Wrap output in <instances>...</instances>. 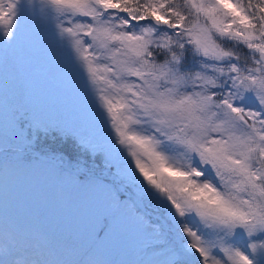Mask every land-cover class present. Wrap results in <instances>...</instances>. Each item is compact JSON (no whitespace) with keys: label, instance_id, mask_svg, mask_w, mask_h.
I'll return each instance as SVG.
<instances>
[{"label":"snow or ice","instance_id":"6c2138e0","mask_svg":"<svg viewBox=\"0 0 264 264\" xmlns=\"http://www.w3.org/2000/svg\"><path fill=\"white\" fill-rule=\"evenodd\" d=\"M41 5L54 47L0 65L14 138L0 149L17 168L41 157L83 169L88 199L100 198L84 234L62 241L0 216V264H264V0ZM26 15L23 0H0V50ZM48 54L79 85L82 112L51 119L33 106L30 75ZM96 168L111 179L91 180ZM116 240L131 257L101 259Z\"/></svg>","mask_w":264,"mask_h":264},{"label":"rangeland","instance_id":"374dc122","mask_svg":"<svg viewBox=\"0 0 264 264\" xmlns=\"http://www.w3.org/2000/svg\"><path fill=\"white\" fill-rule=\"evenodd\" d=\"M23 4L27 15L22 35L14 47L0 50V65H5L9 72L20 60L31 57L36 52V47H54L46 30V22L41 19V0H23ZM0 39H8L3 37L2 28ZM41 61L46 66L45 70L30 75L33 106L51 119H58L70 112H82L84 102L79 85L72 79L58 75L61 61L50 54L43 56ZM2 80L3 76L0 74V81ZM92 99H95L94 94ZM0 139H6L8 144L14 139L2 117ZM45 146L68 154L73 152L70 142L58 139H49ZM132 167L134 169V165ZM83 171L80 169L79 172L62 174L58 171V166L37 158L23 162L20 168L15 166L14 160H0V216L15 220L19 225L42 228L58 241L77 232L83 235L93 206L100 198L97 194L95 198L88 199L95 193L88 187L89 181L81 180ZM94 171L98 172V176L90 175L91 180L107 183L103 177L104 172L108 173L107 170L96 168ZM112 171L116 172V169L113 168ZM130 257L131 248L127 249L121 240L114 241L100 255L101 259L113 261Z\"/></svg>","mask_w":264,"mask_h":264},{"label":"water","instance_id":"95a60500","mask_svg":"<svg viewBox=\"0 0 264 264\" xmlns=\"http://www.w3.org/2000/svg\"><path fill=\"white\" fill-rule=\"evenodd\" d=\"M1 154H3V156L6 155V156H8L9 158H13L12 155H11L10 153L5 154V153H2V152H1ZM38 158L41 159V160H44V161H50V162L55 163V164L58 162V161L50 160V159H43V158H41V157H38Z\"/></svg>","mask_w":264,"mask_h":264},{"label":"bare ground","instance_id":"6f19581e","mask_svg":"<svg viewBox=\"0 0 264 264\" xmlns=\"http://www.w3.org/2000/svg\"><path fill=\"white\" fill-rule=\"evenodd\" d=\"M2 159L5 160V161H7V160H9L10 158H9L8 156L5 155Z\"/></svg>","mask_w":264,"mask_h":264}]
</instances>
